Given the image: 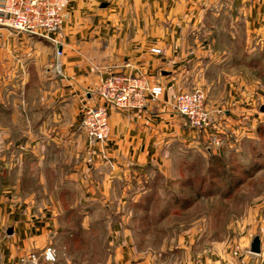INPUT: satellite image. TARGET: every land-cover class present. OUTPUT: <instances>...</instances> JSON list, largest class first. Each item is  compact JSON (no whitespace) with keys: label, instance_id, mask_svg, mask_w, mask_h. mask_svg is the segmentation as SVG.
<instances>
[{"label":"crops","instance_id":"1","mask_svg":"<svg viewBox=\"0 0 264 264\" xmlns=\"http://www.w3.org/2000/svg\"><path fill=\"white\" fill-rule=\"evenodd\" d=\"M62 36L56 73L48 40L0 29V264H19L24 254L40 252L58 230L53 201L38 200L57 193L22 195V166L61 156L68 166L86 161L79 175L64 177L78 183L83 197H124L117 189L129 174L161 170L170 152L213 142L229 117H240L238 88L226 98L219 94L220 71L234 64L259 68L264 0H71ZM110 75L139 77L163 93L140 111L108 107V138L90 141L80 122L85 109L102 104L97 89ZM245 78L236 75L231 85H247ZM195 90L205 96L210 130L190 128L172 110L174 95ZM110 229L104 264H239L230 256L194 255L191 242L181 255L140 252L124 223ZM262 258L248 254L240 264H261Z\"/></svg>","mask_w":264,"mask_h":264},{"label":"rangeland","instance_id":"2","mask_svg":"<svg viewBox=\"0 0 264 264\" xmlns=\"http://www.w3.org/2000/svg\"><path fill=\"white\" fill-rule=\"evenodd\" d=\"M243 66L220 71L219 94L226 98L238 88L240 117H229L213 142L170 152L161 170L129 174L117 189L124 190V197L97 203L83 197L78 183L64 177L79 175L86 161L82 167L68 166L64 156L49 157L45 165L19 168L22 195L35 190L58 195L38 199L53 201L56 209L52 216L58 230L47 245L56 254L53 264H104L115 222L131 230L140 252L181 255L191 242L194 255L217 261L230 256L239 264L240 257L250 254L251 238L259 235L264 264V59L257 70ZM236 75L246 77L248 86L231 85ZM222 104L232 108L235 103Z\"/></svg>","mask_w":264,"mask_h":264},{"label":"built area","instance_id":"3","mask_svg":"<svg viewBox=\"0 0 264 264\" xmlns=\"http://www.w3.org/2000/svg\"><path fill=\"white\" fill-rule=\"evenodd\" d=\"M71 0H0V29L25 33L48 40L55 46L54 70L59 73L62 56L61 40L68 5ZM151 53L159 55L158 49ZM160 85H149L139 77L110 75L97 89L102 102L84 110L80 129L90 141L103 142L109 136L107 108L117 111H140L162 95ZM204 94L200 90L174 95L172 110L197 131L212 129L211 118L205 108ZM56 254L51 246L40 252H29L19 264H53Z\"/></svg>","mask_w":264,"mask_h":264},{"label":"water","instance_id":"4","mask_svg":"<svg viewBox=\"0 0 264 264\" xmlns=\"http://www.w3.org/2000/svg\"><path fill=\"white\" fill-rule=\"evenodd\" d=\"M260 111L264 112V107H262ZM260 246H261L260 236L259 235H254L251 238V241H250V244H249V248H248V252L250 254H253V255H258V254H260V251H261V247Z\"/></svg>","mask_w":264,"mask_h":264}]
</instances>
